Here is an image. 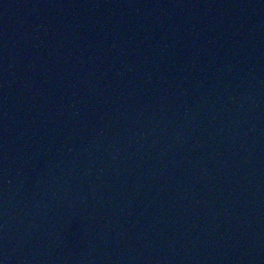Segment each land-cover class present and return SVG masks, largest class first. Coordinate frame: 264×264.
Here are the masks:
<instances>
[{"label": "water", "instance_id": "95a60500", "mask_svg": "<svg viewBox=\"0 0 264 264\" xmlns=\"http://www.w3.org/2000/svg\"><path fill=\"white\" fill-rule=\"evenodd\" d=\"M224 264H264V185Z\"/></svg>", "mask_w": 264, "mask_h": 264}]
</instances>
